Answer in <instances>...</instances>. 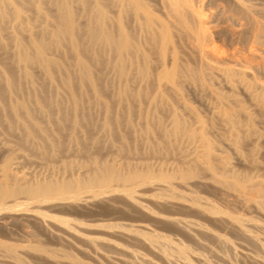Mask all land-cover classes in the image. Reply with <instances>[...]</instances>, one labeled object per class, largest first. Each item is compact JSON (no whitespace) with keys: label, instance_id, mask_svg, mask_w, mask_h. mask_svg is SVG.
I'll return each instance as SVG.
<instances>
[{"label":"bare ground","instance_id":"1","mask_svg":"<svg viewBox=\"0 0 264 264\" xmlns=\"http://www.w3.org/2000/svg\"><path fill=\"white\" fill-rule=\"evenodd\" d=\"M263 161L264 0H0L1 211L167 185L264 222Z\"/></svg>","mask_w":264,"mask_h":264},{"label":"rangeland","instance_id":"2","mask_svg":"<svg viewBox=\"0 0 264 264\" xmlns=\"http://www.w3.org/2000/svg\"><path fill=\"white\" fill-rule=\"evenodd\" d=\"M37 163L21 171L48 174ZM160 186L72 208L20 200L0 210V264H264V222L255 214L212 189Z\"/></svg>","mask_w":264,"mask_h":264}]
</instances>
